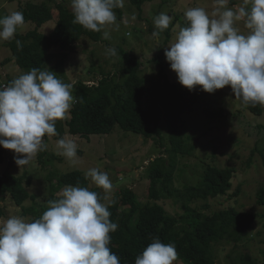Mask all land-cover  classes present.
Returning <instances> with one entry per match:
<instances>
[{
	"label": "clouds",
	"instance_id": "9594fccd",
	"mask_svg": "<svg viewBox=\"0 0 264 264\" xmlns=\"http://www.w3.org/2000/svg\"><path fill=\"white\" fill-rule=\"evenodd\" d=\"M229 0H213L209 13L202 7L184 12L187 26L173 27L175 40L165 49L166 60L178 82L189 91L199 87L207 93L230 86L242 105L264 106V0H240L228 7ZM124 0H71L73 23L101 32L117 24L114 9ZM243 22L247 33L241 31ZM25 23L21 11L0 17V40L14 39ZM172 17L161 13L154 18L157 31L151 35L159 43L160 32L169 28ZM179 30L177 31V28ZM18 48L22 43L16 40ZM106 55L115 57L113 47ZM72 83H65L49 68H32L0 87V146L14 153L21 169L35 162L45 151L44 138L57 135L56 122L70 118L74 103ZM59 155L78 162L74 138L56 141ZM92 184L111 200L112 182L106 172L91 168L85 173ZM57 199L34 220L19 215L0 218V264H120L109 245L118 224L110 220L108 205L87 187L66 185ZM175 246L153 238L135 264H175Z\"/></svg>",
	"mask_w": 264,
	"mask_h": 264
},
{
	"label": "rangeland",
	"instance_id": "374dc122",
	"mask_svg": "<svg viewBox=\"0 0 264 264\" xmlns=\"http://www.w3.org/2000/svg\"><path fill=\"white\" fill-rule=\"evenodd\" d=\"M54 2L72 12L71 0H0V17L18 11L26 3H44L53 7ZM238 3L240 0H229L228 7ZM191 7H202L210 13L213 0H152L142 6L141 13L129 0H124L123 8L114 9L119 27L112 26L107 29L108 39L104 38V30H102L100 32L102 42L93 43L87 37H82L76 43L72 53L59 48L48 51L43 70L49 68L65 83H72L73 98L77 83L97 84L103 74L115 73L122 67V57L118 53L115 57L106 55L107 48H119L135 56L141 62L138 76L146 81V87L150 90V94H146L143 99L142 107L148 117H151L150 130L160 127L163 143L160 146L152 138L126 132L119 127H115L109 134L92 135L88 139L65 134L64 138H74L78 144V162L73 164L69 159L58 154L56 137L46 136L44 140L47 148L43 153V159L39 162L38 153L33 164L21 169L15 163L14 153L0 146L4 157L0 164V177L4 174L13 178L26 175L31 179L27 187L30 198L22 206L15 205L8 194L0 196V218L6 219L12 215H19L28 220L35 219L36 216L30 213L23 216V209L30 212V209H33L37 213H43L48 208L47 201L57 199V194L64 188L57 186V180L61 175L80 171L85 176L91 168H97L108 174L113 185L111 200L112 197L121 195L122 190L128 189L136 195L142 205L150 204L147 194L151 189L145 168L158 156H166L164 149L167 147L169 135L164 110L161 104H157L163 81L159 70L161 67L170 81H178L164 52L175 40L176 33L173 32V27L176 25L180 27L181 21L185 19L184 12ZM161 13L172 17V23L168 29L160 32L159 43H157L151 33L157 31L154 18ZM237 26L242 32L247 33L243 22H238ZM54 28L55 22L52 20L45 23L37 32L48 35L54 31ZM35 29L32 22H26L16 34L24 35ZM15 40L16 37L10 41L0 40V85L2 83V86L6 85V81L13 80L21 73L29 71L20 68L12 56L11 44ZM257 107L261 109L260 115H256L242 105L240 100L235 99L230 86L216 90L214 93L201 90L192 111L185 116L186 134L191 137L189 142L194 147L193 154L188 159L180 160L178 167L185 172L176 176L173 187L180 189L182 184L187 183L188 177H191L188 182L192 179L199 180L203 166H215L220 169L231 167L234 173L232 187L228 192L230 194L239 189L233 207L235 206L234 208L238 211L258 212L260 216H264V208L256 205L255 201L257 192L264 188V157L258 152L253 153L256 148L264 147V106L257 105ZM205 110L215 112L220 110L221 115L209 118L204 113ZM199 164L202 166L200 167ZM88 179L89 190L95 188L91 179ZM53 187L58 189L53 191L51 198ZM104 195L103 192L102 196ZM226 196L207 202L195 200L191 206L202 209L204 205H207L205 213L209 214L230 204ZM173 198L158 201L169 214L181 212L179 205L173 203ZM263 224L264 217H260L258 222L254 223V228L248 231L249 239L239 247L240 251L255 258L256 264H261L262 258V245L256 232L260 230L261 234L264 233ZM181 230H185V227L179 223L173 232ZM234 244L233 242L232 245ZM232 245H227L223 254L229 252ZM175 264L182 263L176 261ZM215 264L227 263L218 259Z\"/></svg>",
	"mask_w": 264,
	"mask_h": 264
},
{
	"label": "trees",
	"instance_id": "16d2710c",
	"mask_svg": "<svg viewBox=\"0 0 264 264\" xmlns=\"http://www.w3.org/2000/svg\"><path fill=\"white\" fill-rule=\"evenodd\" d=\"M129 1L141 13L142 6L152 0ZM18 11L23 13L25 23L32 22L36 28L24 35L15 34L16 40L22 43V48L17 47L16 40L11 44L12 56L22 69L31 70L35 67L43 70L48 51L59 48L72 53L82 37H87L93 43L102 42L100 32L89 31L80 24L73 23V12L56 2L53 7L44 3H26ZM52 20L55 22L54 31L48 35L37 32ZM186 26L184 19L180 27ZM116 51L123 60V65L118 71L103 74L97 84L77 83L69 120L65 123L60 120L56 122L57 135L54 137L57 140L64 138L65 134L88 139L92 135L109 134L115 127H119L123 131L152 138L162 146L160 127L150 130L151 117H148L142 107L143 99L146 94H150V90L146 87V81L138 76L141 62L119 48ZM159 71L163 81L157 104H161L164 110L169 135L167 147L164 149L166 156H158L145 168L151 189L147 194L150 204L142 205L136 195L128 189L122 190L121 195L112 197L114 203H106L102 189H90L108 205L110 220L118 224L117 230L110 234L111 251L119 257L120 264H135L136 257L153 238H158L164 244L175 246L177 261L182 264H215L218 259L227 264H256L257 260L240 251L239 247L249 239L248 231L254 228V223L264 216H260L258 212L238 211L233 207L234 199L239 194V189L230 194L228 192L232 187L233 168L220 169L206 165L202 167L203 172L199 180L192 179L188 182L191 179L188 177L187 183L182 184L180 189L173 187L176 176L185 172L178 167L180 160L188 159L193 154L194 147L189 142L191 137L186 134L185 116L192 111L201 89L197 87L189 91L178 81H170L161 67ZM10 81L12 80L6 81V85ZM247 108L256 115L261 114V109L257 106ZM204 113L209 118L221 115L220 110H205ZM254 152L264 157V147L256 148ZM43 153L44 151L39 152V162L44 157ZM3 159L0 151V164ZM30 180L26 175L13 178L4 174L0 177V196L8 194L15 205L22 206L30 198L27 192ZM66 185L88 188L89 179L82 172L74 171L58 178V187L63 188ZM56 189L58 188H52L51 198ZM224 196L228 197L230 204L216 212L206 214L207 205L202 209L191 206L195 200L207 202ZM171 197H174L173 203L179 205L181 212L169 214L164 206L158 203ZM255 201L256 205L264 208V188L257 192ZM23 210V216L30 213L36 216L35 219L43 214L33 209H30L31 212L25 208ZM179 223L184 225L185 230L173 232ZM256 235L262 245L261 264H264V233L261 234L258 230ZM227 245H232V249L223 254Z\"/></svg>",
	"mask_w": 264,
	"mask_h": 264
}]
</instances>
